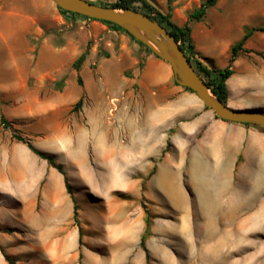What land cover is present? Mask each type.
I'll use <instances>...</instances> for the list:
<instances>
[{
    "label": "crops",
    "instance_id": "0c3cea01",
    "mask_svg": "<svg viewBox=\"0 0 264 264\" xmlns=\"http://www.w3.org/2000/svg\"><path fill=\"white\" fill-rule=\"evenodd\" d=\"M70 19L58 14L52 0H0V36L6 38L4 27L13 25L15 33L28 38L31 43V54L26 58L28 66L38 64L47 54L61 57L67 67L73 65L85 51L82 48L85 40ZM92 23L89 25L99 22ZM46 30L50 31L49 37L43 39L44 45L35 55L38 45L32 41H38ZM206 32L210 28H204L202 33ZM57 36L55 45L53 37ZM110 37L121 40L123 47L129 39L127 34L109 29ZM191 37L200 59L215 64L217 57L212 51L196 42L193 26ZM243 53L246 52H241L234 61V73L226 80L227 104L236 109L263 108V101L247 98L244 92L252 87L264 90V63L258 66ZM127 56L131 61L127 67L135 72L138 58L131 57L123 48L109 60L117 62L120 71L126 67ZM229 56L230 53L228 59ZM88 61L89 57L85 58L82 66ZM239 63L245 68L240 78L236 76ZM143 64L141 72L134 74L140 86L138 106L147 114L139 124L143 143H138L136 156L130 158L127 153L122 161L109 154V147L106 149L108 169L127 170V179L136 180L151 206L134 213L136 209L129 196L108 191L84 194L79 200L67 193L63 174L10 132L0 129V264H8L5 256L14 259L15 264H124L141 247L146 211L151 216V227L145 247L154 246L150 242L154 236L166 235L176 241L180 228L173 221L177 219L182 220L181 226L183 221L187 222V236L199 233L194 232V227H203L205 220H213L228 246H242V223L264 219L261 126L218 117L195 93L175 84L170 65L154 54H143ZM16 65L18 71L22 69ZM24 81L25 76L20 77L14 86L0 90V95L12 94ZM62 91L66 95V86ZM104 101L100 98L99 106L109 107ZM0 114L8 117L3 109ZM107 116L106 111L105 120ZM104 178L108 184L109 175ZM120 178V191L129 193L130 187L123 186L124 179ZM89 179L93 192L90 175ZM171 199L182 201L184 207L172 206ZM93 202L99 207L92 206ZM75 205L79 225L74 221ZM189 240L192 244L193 239ZM145 252L148 255L147 247Z\"/></svg>",
    "mask_w": 264,
    "mask_h": 264
},
{
    "label": "rangeland",
    "instance_id": "374dc122",
    "mask_svg": "<svg viewBox=\"0 0 264 264\" xmlns=\"http://www.w3.org/2000/svg\"><path fill=\"white\" fill-rule=\"evenodd\" d=\"M93 1L108 4L115 0ZM148 1L164 13L170 7L171 19L179 24L185 22L189 13L205 0ZM57 10L58 14L65 16L58 6ZM65 17L71 18L73 27L81 32L85 40L82 48L88 52V63L81 65L82 68L80 66L78 71L72 66H65L61 57H47L48 54L38 64L34 62L32 66H28L26 58L31 54L28 38L15 33L13 25L4 27L7 37L0 36V90L14 86L22 76H25V81L12 94L6 92L0 95V112L3 109L8 115L6 122H0V129L10 132L12 136L21 135L38 150L53 155L55 161L63 165L73 195L78 199L84 194L108 191L117 196H129L130 204L136 209L134 213L145 211L151 204L147 203L140 185L136 180L127 179L129 172L123 167L121 170H109L106 148L109 147V154L112 153L115 159L122 161L127 153L130 158L131 155L136 156L138 143H143L139 124L147 114H143L138 106L140 86L136 83L134 74L143 69V54L153 53L130 37L123 47L118 38H109V29H117L100 21L97 25H89L94 20L81 16ZM78 18L81 21L75 22ZM190 25L195 27L196 42L208 47L217 57L214 65L223 68L228 63L230 45L241 39L245 28L264 25V0H218L214 6L207 8L200 21H191ZM204 28H210V32L202 33ZM54 32L56 34V30ZM49 34L50 31L46 30L38 41H32L38 45L35 55L41 51L43 39L49 37ZM53 39L57 45L58 36ZM247 43V49L253 52L243 53V56L255 60L258 66L259 63H264V59L257 54H264V33L254 32ZM122 48L131 57L138 58L135 72L127 67L131 62L129 56L124 60L126 67H122L120 71L117 62L109 60L111 55H119ZM104 58L107 60L100 61ZM17 63L22 66L19 71ZM244 70L243 63L236 64L238 78L243 76ZM39 73L41 74L36 76ZM78 76L81 84L77 82ZM65 86L66 95L62 91ZM244 95L252 99L257 97L255 99L264 102V90L252 87ZM79 96L82 98V105L76 107ZM102 97L104 102L109 103V107L106 108L105 104L99 106ZM258 109L264 112V107ZM106 111L108 116L105 120ZM94 166L99 169L96 170ZM88 173L94 183L91 184L93 192L89 189ZM104 175H109L108 184L104 183ZM120 176L124 179L123 186L130 187L129 193L120 191ZM92 206L99 207L96 202ZM181 221H173L178 229L181 228ZM201 228L204 229L194 227V232L199 230V233L191 234L193 242L189 246L180 238L175 241L166 235L154 236L150 240L154 246H146L147 258L146 252L140 247L124 264H264V219H251L249 224L243 226L242 246H228L225 243L216 256L211 254L210 248L220 246L217 237L207 240L200 232H204Z\"/></svg>",
    "mask_w": 264,
    "mask_h": 264
},
{
    "label": "water",
    "instance_id": "95a60500",
    "mask_svg": "<svg viewBox=\"0 0 264 264\" xmlns=\"http://www.w3.org/2000/svg\"><path fill=\"white\" fill-rule=\"evenodd\" d=\"M59 8L92 19L112 22L167 62L177 84L193 92L218 117L235 123L264 127V112L259 109H236L218 99L194 70L174 36L148 15L132 10L104 6L90 0H52Z\"/></svg>",
    "mask_w": 264,
    "mask_h": 264
},
{
    "label": "trees",
    "instance_id": "16d2710c",
    "mask_svg": "<svg viewBox=\"0 0 264 264\" xmlns=\"http://www.w3.org/2000/svg\"><path fill=\"white\" fill-rule=\"evenodd\" d=\"M92 2V1H91ZM218 0H205L203 1L200 6L193 10L192 12L189 13L187 21L182 24L178 25L171 19V11L170 7L166 13L160 11L157 9L153 4H151L148 0H115L114 2L111 3H96L104 6H110L113 8H120V9H132L136 10L139 12H142L146 15H148L151 19L157 21L160 25L164 26L166 30L172 34L176 40V42L179 43V46L181 49L184 51L185 55L187 56L188 60L192 64L194 70L200 75V77L204 80V82L207 84V86L210 88L211 92L218 98L220 99L223 103L227 104L228 100V88L226 85V80L234 73L233 70V63L238 57V55L241 52H246V53H251L253 52L250 49L245 48V44L249 37L256 31L264 33V25L258 26V27H246L245 32L243 36L241 37L240 40L235 42L231 47H230V56L228 59V63L225 67L223 68H218L216 67L211 60H209V63H204L200 57L197 55L195 48H194V43L191 37V21H199L201 20L206 13L207 8L214 6ZM95 3V2H94ZM59 8V7H58ZM59 10L65 15V16H81L86 19H92L89 17H85L70 11L63 10L59 8ZM96 21H100L104 24H107L117 30H121L125 32L132 40H134L137 44L140 46L144 47L147 51L152 53V51L146 47L143 43L135 39L131 34H129L126 30H124L122 27L108 21L104 20H98V19H92ZM87 50H85L73 63V68L76 70L80 69V66L82 65L83 61L86 58L87 55ZM258 55H260L264 59V54L258 52ZM156 56V55H155ZM159 58L158 56H156ZM208 60V58H205ZM77 82L78 84H81V79L78 76L77 77ZM175 82V81H174ZM175 84H177L175 82ZM186 90H189L190 92H193L188 87L183 86ZM194 93V92H193ZM82 105V98H80L77 103L76 107H80ZM207 107V106H206ZM208 108V107H207ZM0 122L4 123L6 122V119L3 115L0 116ZM247 124L248 123H243ZM261 129L264 130V127H261ZM17 141H20L22 143H25L37 156H39L41 159H44L53 166L57 171H59L61 174L64 175V182H65V187L67 190V193L72 195V187L69 184L67 176H65L64 168L63 165L60 163H57L55 161V158L51 154H47L41 150H38L35 148L31 142H29L27 139L22 137L21 135L15 134L13 136ZM77 207L75 205L74 207V221L78 224V219H77ZM145 229L144 232L141 236L140 244L141 248L146 251L145 245V240L147 237L150 235V227H151V216L150 214L146 211V218H145ZM79 225V224H78ZM148 257V255H147ZM8 264H15V260L5 256Z\"/></svg>",
    "mask_w": 264,
    "mask_h": 264
},
{
    "label": "bare ground",
    "instance_id": "6f19581e",
    "mask_svg": "<svg viewBox=\"0 0 264 264\" xmlns=\"http://www.w3.org/2000/svg\"><path fill=\"white\" fill-rule=\"evenodd\" d=\"M172 200V199H171ZM186 201V200H185ZM187 202V201H186ZM171 204H172V206H174V207H176V208H178V209H182L183 207H184V204L182 203V201H179V200H177V199H173L172 200V202H171ZM205 214H207V213H205ZM253 218V217H252ZM233 221L232 219H229V220H227V221ZM200 221V220H199ZM254 222V221H253ZM187 223V222H186ZM186 223L183 221V224H182V226H181V228H180V232H179V238L180 239H182V242H184V243H186L188 246L189 245H191V242H190V240H189V236H187L188 234H187V232L189 231V227H188V224L186 225ZM220 224V223H219ZM227 224V223H226ZM243 225H242V227L244 226V225H247V224H249V221L248 222H246L245 221V223H242ZM251 225V224H250ZM204 229H202V230H204V232H202L201 230H200V232L201 233H203L204 235H205V237L207 238V240H212V239H215L216 237H217V241L219 242V244H220V246H211V248H210V252H211V254H214V256H216V255H218L219 254V252L221 251V245H223V244H225V241H224V238H223V236L222 235H224V234H222V235H220L218 232H217V227H216V225H215V223H214V221L213 220H205V222H204ZM216 227V228H215ZM219 228V227H218ZM220 230V229H219ZM221 231V230H220ZM221 233V232H220ZM189 234H190V232H189ZM219 234V235H218ZM225 236V235H224ZM192 239H193V237H192ZM199 239V238H198ZM197 240V239H196ZM193 242V241H192ZM197 242V241H196ZM226 242H227V239H226ZM223 249V248H222ZM232 254H233V252H231ZM222 256V255H221ZM195 257V256H194ZM213 258V257H212ZM221 264H225V263H223V262H220ZM213 264V263H212Z\"/></svg>",
    "mask_w": 264,
    "mask_h": 264
}]
</instances>
